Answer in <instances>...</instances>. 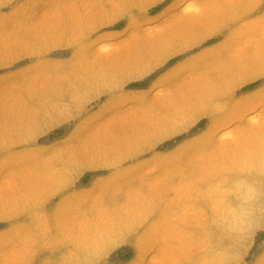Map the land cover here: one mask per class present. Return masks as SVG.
I'll return each mask as SVG.
<instances>
[{"label":"rangeland","instance_id":"rangeland-1","mask_svg":"<svg viewBox=\"0 0 264 264\" xmlns=\"http://www.w3.org/2000/svg\"><path fill=\"white\" fill-rule=\"evenodd\" d=\"M0 264H264V0H0Z\"/></svg>","mask_w":264,"mask_h":264}]
</instances>
